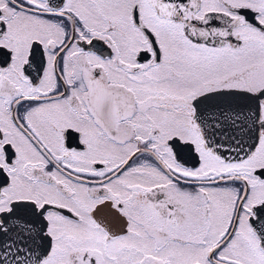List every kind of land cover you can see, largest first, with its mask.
<instances>
[{"label":"snow or ice","instance_id":"snow-or-ice-1","mask_svg":"<svg viewBox=\"0 0 264 264\" xmlns=\"http://www.w3.org/2000/svg\"><path fill=\"white\" fill-rule=\"evenodd\" d=\"M0 264H264V0H0Z\"/></svg>","mask_w":264,"mask_h":264}]
</instances>
